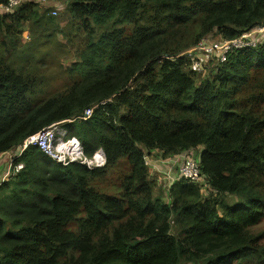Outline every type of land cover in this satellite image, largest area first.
<instances>
[{
  "label": "trees",
  "instance_id": "1",
  "mask_svg": "<svg viewBox=\"0 0 264 264\" xmlns=\"http://www.w3.org/2000/svg\"><path fill=\"white\" fill-rule=\"evenodd\" d=\"M66 10L63 28L33 1L0 13V154L73 120L64 138L105 163L63 165L37 145L16 157L23 168L0 184V264H264V42L204 76L181 55L264 25V0H67ZM57 33L74 55L66 67ZM154 149L198 150L216 194L185 180L155 193L144 163Z\"/></svg>",
  "mask_w": 264,
  "mask_h": 264
},
{
  "label": "built area",
  "instance_id": "2",
  "mask_svg": "<svg viewBox=\"0 0 264 264\" xmlns=\"http://www.w3.org/2000/svg\"><path fill=\"white\" fill-rule=\"evenodd\" d=\"M28 1L43 4L45 0H7L5 3L0 4V13H11ZM62 10V5L58 4L55 8L47 11L51 16H57ZM262 42H264V25L256 26L248 31L246 30L233 39H225L217 35L203 38L196 46L184 51L181 55L188 59V70L204 76L208 74V71L216 69L219 64L223 63L229 52L244 48H256ZM105 102L107 100L102 101L100 104H104ZM96 106L84 109L78 119L84 121L89 119ZM71 121L73 120H62L52 123L38 132L27 136L14 150L6 152L5 154L9 155V164L1 174L0 184L7 181L10 176L23 168L22 163L13 165V160L19 157L30 145H37L54 161L63 165L78 162L86 165L88 168L103 166L105 156L101 149L97 150L92 157L87 158L82 154V147L79 141L75 138H64L65 130L63 125ZM73 141H76L77 152L72 150L71 143ZM198 152V150H191V152L165 157L160 150H146L144 163L148 168L149 175H152V173L162 174L168 178L167 189L177 180H185L198 185L200 187V194L202 196L207 194V197H209L216 194V191L209 186L200 172L197 160Z\"/></svg>",
  "mask_w": 264,
  "mask_h": 264
},
{
  "label": "rangeland",
  "instance_id": "3",
  "mask_svg": "<svg viewBox=\"0 0 264 264\" xmlns=\"http://www.w3.org/2000/svg\"><path fill=\"white\" fill-rule=\"evenodd\" d=\"M58 4L62 5L63 7V10L61 12L58 13V15L55 17L56 21H57V24L60 28H63L66 26V23L70 20V16H69V13L68 11L66 10V4H67V0H45L43 1V4H39L38 3V7L40 9V11H47L51 8H55L56 6H58ZM26 26V25H25ZM57 41L60 42V43H63L67 46V52L62 54L60 56V63L63 67H66L68 66L71 62L74 61V55L72 54V48L70 47V44L67 42V40L62 36L61 33H57ZM22 41L23 42H28L30 41L31 39V36L29 35V32H28V29H27V26H26V29L25 31L23 32L22 36ZM198 79H200L198 77ZM1 161V164H3V169L9 164V155L6 154V156H3L2 159H0ZM6 163V165H5ZM149 175V173H148ZM149 178L151 180L154 181L155 183V189L157 191H155V193H158V192H167V188L165 186V183H167V180L166 182L164 181V178L162 177V174H154L152 173V175H149ZM160 187V188H159ZM163 187V189H162ZM208 195L206 194L205 196H203L204 198H206ZM257 229H260V231H264V219L263 221L257 226ZM263 243H264V238H263Z\"/></svg>",
  "mask_w": 264,
  "mask_h": 264
},
{
  "label": "crops",
  "instance_id": "4",
  "mask_svg": "<svg viewBox=\"0 0 264 264\" xmlns=\"http://www.w3.org/2000/svg\"><path fill=\"white\" fill-rule=\"evenodd\" d=\"M3 156H6V154L4 153V154H0V159H2V157ZM5 165H6V163H5ZM6 168V167H5ZM4 168V169H5ZM4 169H3V164H1V161H0V177H1V174H2V172L4 171ZM162 177L164 178V181L166 182V180H167V182L169 181L168 180V178H166V176H164V175H162ZM165 186H166V188H167V183H165ZM160 188V187H159ZM162 189H163V187H162ZM157 191V190H156Z\"/></svg>",
  "mask_w": 264,
  "mask_h": 264
},
{
  "label": "bare ground",
  "instance_id": "5",
  "mask_svg": "<svg viewBox=\"0 0 264 264\" xmlns=\"http://www.w3.org/2000/svg\"><path fill=\"white\" fill-rule=\"evenodd\" d=\"M71 147H72V150L74 151V152H77V149H78V147H77V145H76V141H73L72 143H71Z\"/></svg>",
  "mask_w": 264,
  "mask_h": 264
}]
</instances>
